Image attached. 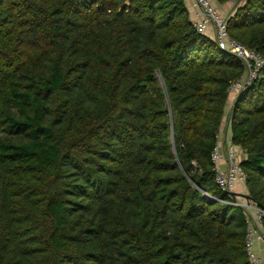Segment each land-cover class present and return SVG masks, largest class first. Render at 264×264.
Returning a JSON list of instances; mask_svg holds the SVG:
<instances>
[{
    "label": "trees",
    "instance_id": "trees-1",
    "mask_svg": "<svg viewBox=\"0 0 264 264\" xmlns=\"http://www.w3.org/2000/svg\"><path fill=\"white\" fill-rule=\"evenodd\" d=\"M216 1L264 57V0ZM244 73L186 0H0V264H251L211 158ZM261 75L231 131L264 209Z\"/></svg>",
    "mask_w": 264,
    "mask_h": 264
},
{
    "label": "built area",
    "instance_id": "built-area-1",
    "mask_svg": "<svg viewBox=\"0 0 264 264\" xmlns=\"http://www.w3.org/2000/svg\"><path fill=\"white\" fill-rule=\"evenodd\" d=\"M191 20L200 34L212 36L220 49L237 56L245 66V73L239 80L233 82L229 89L230 98H233L234 102L229 112L226 111L219 140L211 158L216 173V184L231 197L226 202L242 207L246 213L248 223L246 249L249 260L251 264H264V260L255 253L256 242H264V209L259 207L247 191L248 176L242 167L244 151L234 145L229 135L223 140L224 128L228 130L232 128V114L238 97L249 90L254 80L262 76L264 57L230 35L229 16L218 9L214 0H194ZM239 185L243 189L236 193Z\"/></svg>",
    "mask_w": 264,
    "mask_h": 264
},
{
    "label": "crops",
    "instance_id": "crops-1",
    "mask_svg": "<svg viewBox=\"0 0 264 264\" xmlns=\"http://www.w3.org/2000/svg\"><path fill=\"white\" fill-rule=\"evenodd\" d=\"M216 2V0H214ZM186 3H187V6H188V9L190 11V17L192 19V16H193V3H194V0H186ZM236 2H234V4H225V5H220L219 6H225L226 9H228L226 12L229 13V14H232L233 12H235V9H236ZM192 12V14H191ZM233 98H230L228 100V104H227V108H226V111L229 112V108L233 105ZM224 135H223V140L229 135L231 138H232V131L231 130H228L227 128H224ZM221 139V138H220ZM242 186L239 185L237 187V191L236 193H239L242 191ZM255 248H256V254L262 258L264 260V242L262 241H257L256 242V245H255Z\"/></svg>",
    "mask_w": 264,
    "mask_h": 264
},
{
    "label": "rangeland",
    "instance_id": "rangeland-1",
    "mask_svg": "<svg viewBox=\"0 0 264 264\" xmlns=\"http://www.w3.org/2000/svg\"><path fill=\"white\" fill-rule=\"evenodd\" d=\"M234 4V3H233ZM215 5L218 7V9L223 13V14H226V15H231V14H229V13H227L226 11L228 10V9H226L225 8V6L223 7H221V6H219V4H218V2L216 1L215 2ZM236 6V5H235ZM191 14H192V12H191ZM255 253H256V248H255ZM257 255V254H256ZM258 256V255H257Z\"/></svg>",
    "mask_w": 264,
    "mask_h": 264
}]
</instances>
